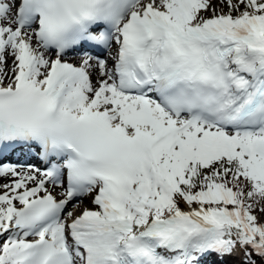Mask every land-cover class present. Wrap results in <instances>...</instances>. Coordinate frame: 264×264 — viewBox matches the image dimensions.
Returning <instances> with one entry per match:
<instances>
[{
	"label": "snow or ice",
	"instance_id": "snow-or-ice-1",
	"mask_svg": "<svg viewBox=\"0 0 264 264\" xmlns=\"http://www.w3.org/2000/svg\"><path fill=\"white\" fill-rule=\"evenodd\" d=\"M0 264H264V0H0Z\"/></svg>",
	"mask_w": 264,
	"mask_h": 264
},
{
	"label": "rangeland",
	"instance_id": "rangeland-1",
	"mask_svg": "<svg viewBox=\"0 0 264 264\" xmlns=\"http://www.w3.org/2000/svg\"><path fill=\"white\" fill-rule=\"evenodd\" d=\"M84 203H85V205H88V201H87V200H85V202H84ZM70 207H71V206H70Z\"/></svg>",
	"mask_w": 264,
	"mask_h": 264
}]
</instances>
